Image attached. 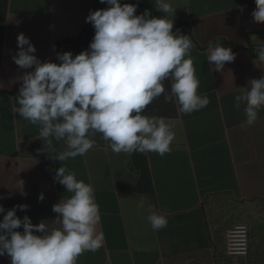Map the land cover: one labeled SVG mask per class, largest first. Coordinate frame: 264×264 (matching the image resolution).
<instances>
[{"label":"clouds","instance_id":"1","mask_svg":"<svg viewBox=\"0 0 264 264\" xmlns=\"http://www.w3.org/2000/svg\"><path fill=\"white\" fill-rule=\"evenodd\" d=\"M8 1L0 0V13ZM39 1L47 11L60 10L73 20H57L70 35L53 46L46 61L36 55L29 37L24 33L17 37L18 52L10 61L26 71H19L22 77L5 76L0 95L6 99V94L16 93V112L38 126L39 135L30 136L17 116H8L0 121V133L13 141L20 138L31 145L42 140L40 150L62 165L104 146L129 160L135 157L141 176L169 169L172 183L179 187L188 166L173 153L178 141L175 124L165 118L167 114L148 115L160 99L175 103L182 116L189 117L208 110L213 97L222 99L230 93L234 107L243 106L241 128L255 125L259 116L264 120V0L239 2L231 13L242 14L244 24L229 27L214 7L176 8L172 0H83L94 11L86 23L76 26L74 11H65L63 1ZM56 29L49 33V41H58ZM87 33L94 37L80 52L88 43ZM256 59L259 72L249 81ZM235 78L245 84L234 91L221 85L223 81L230 85ZM3 112L0 109V116ZM97 134L100 139H95ZM54 141L63 143L55 148ZM4 155L0 150L2 180ZM141 159L147 161V168L139 167ZM156 160H167L169 165L158 166ZM53 179L70 194L53 205L56 216L21 218L17 211L25 212L29 205L6 210L0 204V257H9L10 264H80L87 256L102 258L106 253L102 264H125L127 258L135 263L142 250L106 245L99 232L102 213L93 185L64 166L55 169ZM44 198V193L38 197L41 202ZM139 207H144L143 201ZM226 217L232 222L229 228L221 218L212 228L219 235L217 242L212 238L216 257L225 264H250V259L257 264V258L264 259L260 242L259 254L252 252L259 237L256 229L261 227L252 222L251 210H234ZM147 220L154 231L168 226L167 216L155 211Z\"/></svg>","mask_w":264,"mask_h":264},{"label":"crops","instance_id":"2","mask_svg":"<svg viewBox=\"0 0 264 264\" xmlns=\"http://www.w3.org/2000/svg\"><path fill=\"white\" fill-rule=\"evenodd\" d=\"M221 1L222 5L214 0H172V3L176 8L181 4L211 6L221 15L219 19L226 27L244 24L242 14L231 12L245 0H232L230 4H225L228 0ZM7 16L10 26H7ZM10 16L8 9L0 13V81L5 76L22 77L19 71H26L10 61V55L18 52L17 37L21 33L18 28L12 29ZM36 21L40 28L31 32L27 26ZM54 28H57L58 41H49V33ZM26 32L33 36L31 42L42 61L51 55L53 46L57 48V43L70 35L67 27L32 16L27 18ZM93 37L91 33L84 36L88 43L80 52L88 49ZM259 68L260 62L256 59L249 81L258 74ZM6 81L9 82L7 78ZM225 88L230 90L228 85ZM234 98L230 93L223 94L222 99L213 97L214 103L207 106L208 110L189 117H183L175 103L164 99L149 110V116L167 114L165 118L175 124L178 141L173 153L188 166L179 187L172 183L169 169L141 176L135 157L129 160L106 151L104 146L86 156L70 158L62 165L58 160L49 159L38 143L25 144L20 138L13 141L0 133V150L5 151L6 169L3 180L0 178V191L8 193L0 204L6 210L19 202L29 205L27 211H17L21 218L24 215L44 219L56 216L53 205L70 195L53 179L55 169L64 166L75 172L78 179L93 185L102 213L99 232L106 237V245L142 250L136 255L135 263L127 258L125 264H225L213 251L212 238L217 242L219 235L212 228L222 215L243 211L244 204L251 210L252 222L261 227L256 229L259 237L255 238L252 250L259 254L256 249L259 242L264 248V168L261 164H264V120L259 116L255 125L241 128L245 119L243 106L235 108ZM2 106L0 95V109ZM2 117L0 121L8 119L7 111ZM100 138V134L95 137ZM62 143L54 141L55 148ZM154 163L169 165L167 160ZM138 165L148 167L144 159ZM41 193L45 195L42 202L38 199ZM229 196L231 200L225 202L224 197ZM155 199L157 207L168 215V226L159 231L147 225L150 211H157ZM141 201L143 208L139 207ZM229 206L233 208L226 210ZM2 218L0 215V220ZM148 228L151 234L146 237ZM106 255L104 253L102 258L87 256L80 264H102ZM113 258L117 259L118 255L114 254ZM0 264H10V258L0 257Z\"/></svg>","mask_w":264,"mask_h":264},{"label":"rangeland","instance_id":"3","mask_svg":"<svg viewBox=\"0 0 264 264\" xmlns=\"http://www.w3.org/2000/svg\"><path fill=\"white\" fill-rule=\"evenodd\" d=\"M65 3V11L70 12L74 11V22L75 25L78 26V24L82 25L86 23V17L89 15L90 11H94L92 8H89V4H84L83 0L75 1V0H61ZM51 2V1H50ZM145 2V0H143ZM216 4L222 5L221 0H214ZM232 0H228L225 4H230ZM124 3H129L128 0H125ZM8 9L13 28H18V30L21 31V33H24L27 37H29L31 40L33 39V36L26 32V25H27V18L29 16H32L37 19L41 20H48L53 23H56L58 19L66 20V21H72L73 16L72 15H61V11L58 10L55 11H47L44 6H42L41 2L39 0H9L7 5H4L2 10L3 12ZM7 26H10V23L8 21L7 16ZM27 28L31 32H35L37 29L40 28L39 22H34L27 26ZM228 82L223 81L221 85H227ZM245 84V81L242 78H235L230 83L229 88L231 91H234L236 88H238V85ZM0 118L4 119L2 116ZM262 164V167L264 168V164ZM5 195H8V193L5 190L0 191V202L3 201L5 198ZM232 196L224 197V201L228 202L230 201ZM10 199V198H9ZM18 204H21L19 202ZM231 204V203H230ZM226 206V205H225ZM237 207V205H234ZM5 207V206H4ZM6 208V207H5ZM156 212L160 214H164V212L155 206ZM228 209V207H225ZM243 212H248L247 205H243ZM168 216L167 214H164ZM227 214L222 215L221 220L225 221L227 223V228H229L232 225V222H229L226 218ZM148 227H150L149 222L147 223ZM260 229V228H258ZM151 234V229H147L146 237H149ZM225 244V243H223ZM264 260V259H263ZM244 264V263H241ZM250 264H255L253 259H250ZM257 264H260L257 262ZM264 264V261L261 263Z\"/></svg>","mask_w":264,"mask_h":264},{"label":"trees","instance_id":"4","mask_svg":"<svg viewBox=\"0 0 264 264\" xmlns=\"http://www.w3.org/2000/svg\"><path fill=\"white\" fill-rule=\"evenodd\" d=\"M10 56H13V55H10ZM16 97H17L16 93L6 94V99H5V95L2 96L3 106L1 109L4 111H7L8 116L10 118H14L15 116H17V118H19V120L23 123V125L25 127V131L30 136H32V137L38 136L39 135L38 126L33 125L28 121H25L16 112V110L19 108ZM37 143H43V141L38 140ZM256 261L261 264L264 260L262 258H257Z\"/></svg>","mask_w":264,"mask_h":264}]
</instances>
